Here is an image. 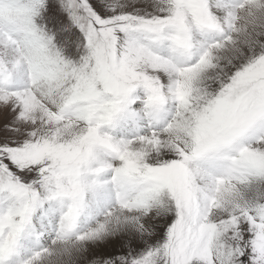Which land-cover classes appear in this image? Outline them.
Here are the masks:
<instances>
[{"label": "snow or ice", "instance_id": "snow-or-ice-1", "mask_svg": "<svg viewBox=\"0 0 264 264\" xmlns=\"http://www.w3.org/2000/svg\"><path fill=\"white\" fill-rule=\"evenodd\" d=\"M0 264H264V0H0Z\"/></svg>", "mask_w": 264, "mask_h": 264}]
</instances>
